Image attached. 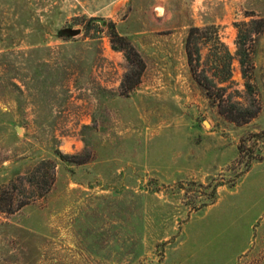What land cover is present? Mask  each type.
<instances>
[{"label":"rangeland","instance_id":"1","mask_svg":"<svg viewBox=\"0 0 264 264\" xmlns=\"http://www.w3.org/2000/svg\"><path fill=\"white\" fill-rule=\"evenodd\" d=\"M0 264H264V0H0Z\"/></svg>","mask_w":264,"mask_h":264},{"label":"trees","instance_id":"2","mask_svg":"<svg viewBox=\"0 0 264 264\" xmlns=\"http://www.w3.org/2000/svg\"><path fill=\"white\" fill-rule=\"evenodd\" d=\"M102 21H103L102 22L103 24H106V22L104 20H102ZM107 26L110 29L111 41L113 43L112 48L115 50L125 51L126 59L129 61H133L136 65V68L134 69V71L131 73L125 74V76L121 82V87H123L127 90L133 89L139 83L141 74L144 70V62L140 58L138 52L134 49V47L127 41V39L124 36L119 35L116 32L115 25L113 22H108ZM198 30H199L198 27H192L189 31V35H188L187 40H186V54H187L188 63L190 65L192 64V61H193V58H192L193 52L190 48V40H191V36H192L193 32L198 31ZM114 42H117L118 45L114 44ZM237 53H239V54L244 53L245 54L244 50L242 51L240 49L238 50ZM239 62L241 65H243L244 60L242 57L239 59ZM59 156L61 158L66 157L64 154H59Z\"/></svg>","mask_w":264,"mask_h":264},{"label":"water","instance_id":"3","mask_svg":"<svg viewBox=\"0 0 264 264\" xmlns=\"http://www.w3.org/2000/svg\"><path fill=\"white\" fill-rule=\"evenodd\" d=\"M64 32L71 35V36H74V35L80 33V29H78V28H66L64 30Z\"/></svg>","mask_w":264,"mask_h":264}]
</instances>
